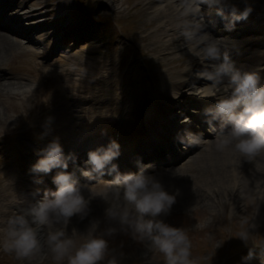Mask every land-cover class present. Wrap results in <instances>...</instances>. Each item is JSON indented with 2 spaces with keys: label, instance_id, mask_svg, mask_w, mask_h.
I'll list each match as a JSON object with an SVG mask.
<instances>
[{
  "label": "rangeland",
  "instance_id": "1",
  "mask_svg": "<svg viewBox=\"0 0 264 264\" xmlns=\"http://www.w3.org/2000/svg\"><path fill=\"white\" fill-rule=\"evenodd\" d=\"M21 1H23L21 9L20 7L14 9L11 7L6 10V13L0 11V34L3 36L7 34L6 36L18 42L21 49L25 50L23 55H16V59H13L14 55L11 54L1 60L3 69L0 70V182L4 179V171H7L10 165L19 168L18 181L24 182L21 167L16 165L17 159L24 161L20 154L23 148L33 149V142L38 135L41 136L42 125L47 118L54 119L52 127L65 125L75 132L74 136L88 130L87 123L94 116H98L97 107H95L97 104H95L96 102H86V99L81 103H75L73 100L77 85H82L87 79L97 76L100 79L115 80L122 76V69H125L127 73L131 72L128 74L129 80L132 81L133 76L138 77L141 84L150 91L147 93L150 100H154V98L161 100L159 93L163 92L161 87L166 81L182 79L172 77L173 72L177 71L180 73L186 70V73H190V76L184 78H191L194 83L192 91L200 94L211 87L197 66H190L191 69H186L189 67L187 61L193 52V45H190L181 54L171 52L168 48L160 49V37L157 35V31L160 29L156 28L161 26L165 17L160 20L156 17L155 12L157 9L163 8L166 5L165 2L80 0L78 6H75L77 2L75 0H3V3L6 5L12 2L18 5ZM232 2L239 6H249L253 0H232ZM194 3L195 0L182 2L184 6L191 5V8L200 7ZM28 7L33 13L43 14V22L35 34L36 37L42 39L40 45L33 41H27L24 36L10 33L8 29L1 27L7 14L20 13L27 10ZM90 7H93V16L90 18L80 17L82 11L87 12ZM47 9L48 11H46ZM74 11L78 15L74 14ZM203 13V10L198 8L194 14L190 24H194L198 30L190 35L199 37L204 29V31H208V36L210 34L205 40L210 38L216 40L217 37L214 35L216 32L208 30L211 22L204 19ZM105 18H108L107 22L109 21L104 25L107 36L97 33V31L90 33L92 28L90 21L95 19L103 21ZM111 21L113 27L110 24ZM28 23L24 22V25ZM262 27L263 25L260 23L253 22L249 24L243 34L238 33L239 36L248 35L242 38L249 40L246 42V48L250 45V40L259 41L260 38L254 37H264V34L261 33ZM215 30L219 31L218 28ZM33 32L28 31L27 33L33 36ZM111 34L112 37H110ZM53 37L56 41L61 39V45L53 49V52L46 57L35 55L39 50L46 51L51 43L53 45L55 42L51 40ZM216 41L223 44V41ZM202 47L203 43L197 49ZM252 48V46L248 48V55L256 54L257 49L264 53V41L258 43L256 49ZM112 57L116 62L118 61V64H115L114 60L111 64ZM235 63L238 64H236L238 67L243 64V60H238ZM212 64L214 63H210V65ZM112 66L113 69H110ZM115 69H117L116 75ZM72 83L73 87L69 88V84ZM6 85L11 88H5ZM27 86L28 88L23 91V88ZM154 87L155 89H153ZM189 96V94L181 95L179 103L184 105L183 110H190L187 102L192 103V100L189 99ZM6 101L11 105L7 106ZM89 107H93L94 110H89ZM89 113L92 115L88 116ZM93 131H98V128ZM82 141L87 142L88 140L82 138L80 143ZM204 149L205 147L197 148L188 158L176 163L177 166L168 164L164 168L149 172L153 175L163 172L157 175V179L166 191L176 196L178 187L183 188L189 176L191 177L205 168L209 159L202 158ZM242 161L243 158L240 163ZM263 173L264 170L259 174L255 173L253 182L250 184H240L234 195H229L233 185L228 188L226 184L225 189L211 186L210 190H205L207 200L194 201L187 193H184L180 200L176 197L170 214L162 219L174 227H181L187 231L191 241V257H193L191 260L194 262L197 255H202V259H199L195 264L259 263L257 249L251 251V256L247 253H245L246 255L231 253L229 249H235L237 242L251 241L253 243L256 237L261 240L264 236V192L260 191V187L264 183ZM87 186L96 193L103 187H95V190L91 186ZM114 187L118 189L117 186ZM42 196L43 194L39 197ZM95 197L102 198L99 193L94 194V201L92 200L89 205L92 217L88 232L71 231L68 238L74 240L77 246L90 238L103 237L107 239L109 252L104 264H108V261L112 260L115 261V264H165L164 256L158 251H150L147 241L138 242L133 239L130 232L121 230L118 223L109 221L105 217V209L109 206L118 208L116 205L102 202V199ZM20 209L22 211L23 208L20 207ZM64 228L62 227V231L65 230ZM108 228H115L116 232L109 236L106 234ZM241 234H246V240L239 238ZM2 239L3 234L0 233V241ZM220 245H223V248L219 249ZM205 248L207 250L204 251ZM44 249L37 256L24 260L0 249V264H57L52 252Z\"/></svg>",
  "mask_w": 264,
  "mask_h": 264
},
{
  "label": "clouds",
  "instance_id": "2",
  "mask_svg": "<svg viewBox=\"0 0 264 264\" xmlns=\"http://www.w3.org/2000/svg\"><path fill=\"white\" fill-rule=\"evenodd\" d=\"M196 3L215 7L216 14L227 21V30H232L238 21L247 19L252 11L250 6L240 11L231 0H196ZM201 43L203 47L195 54L204 61L218 62L201 75L213 87H222L225 93L204 110L208 118L205 123L216 138V149L253 160L264 153V86L260 84L259 71L238 69L228 52L222 50L221 44L214 39ZM53 123L52 117L46 119L41 139L51 134ZM178 141L184 147L201 142L200 137L191 132L178 136ZM37 154L40 158L30 171L49 174L60 169L52 178L56 190H45L43 199L30 204L23 214L10 218L0 228L3 234L0 249L24 260L37 256L46 244L57 264H65V261L66 264H104L109 244L103 237L86 239L78 246L64 231L43 237V229L52 223L67 226L73 217L83 220L90 212V200L82 193L75 174L68 171L70 162L75 163L77 157L72 153L65 154L58 138L51 140ZM119 156L120 145L111 140L107 145L90 150L85 161L89 167L81 170L85 180H93L97 175L113 176L110 183L122 190L123 201L131 206H109L105 209V217L118 223L121 230L130 232L138 242L147 241L150 251H158L164 256L165 264H193L187 231L162 219L170 214L176 196L166 191L156 176L150 174L149 170L155 167L150 163L138 160V172L121 173L118 165L113 163ZM115 232V228L106 230L109 236ZM239 238L246 240V234ZM108 264H115V261H108Z\"/></svg>",
  "mask_w": 264,
  "mask_h": 264
},
{
  "label": "bare ground",
  "instance_id": "3",
  "mask_svg": "<svg viewBox=\"0 0 264 264\" xmlns=\"http://www.w3.org/2000/svg\"><path fill=\"white\" fill-rule=\"evenodd\" d=\"M2 0H0L1 2ZM152 2H165L166 5L161 8L157 9L155 12L157 14V18H164L165 20L162 21L161 26H158L157 28H160L161 30L157 31V35L160 37L161 35L164 36V39H161L160 41V48H168L172 52L180 53L182 50L186 49L190 45H193L194 43L201 42L205 40V38L208 37V31L202 30L201 35L199 37L195 36H189V34L195 33L198 28L194 24H190L191 20L194 18V14L197 12L198 7L191 8L189 5L184 6L182 2L184 0H151ZM193 0H191L192 2ZM232 1V0H231ZM196 3V0H195ZM3 3H1L2 5ZM182 5V6H181ZM20 9L23 7V2H20L18 4ZM196 6H200L203 11H208L206 13L214 15L216 14V8L215 7H209L207 4H197ZM258 7V4L255 3L251 9H254ZM23 10V9H22ZM36 13L31 12L28 10H23V12L20 13H13L12 17L7 18L8 21L4 24V27H7L8 30L10 29L13 32L19 33L20 35L24 36L27 41H34L37 43V45H40L38 38L30 36L27 32L32 31L36 28V25L39 26V24H36V20L38 17L35 15ZM161 16V17H160ZM217 16V15H216ZM215 16V18H216ZM10 19V20H9ZM15 20L17 21H26L29 22L25 27L22 26H15L12 25V23H15ZM246 23H240L239 25H235L234 29H238V27H245ZM156 28V29H157ZM246 29V27H245ZM158 30V29H157ZM220 33L215 34L217 39L221 40L222 36L224 39H231V32H228L229 30L226 29V27H221ZM239 30L236 31V34H238ZM235 34V35H236ZM5 36L0 34V70L3 69V63L2 59L7 57L8 55L13 54V59H16V55H23L25 50L21 49V45L18 42H15L11 40L8 36ZM188 35V36H187ZM237 41V39H233ZM246 41L237 42L236 44L229 46V47H223L222 50H225L228 52L229 56L232 57V55H235V60H243V64L240 66H236L237 63H235V66L240 69L241 71H251V70H258V66H261L264 64V53H262L261 50L257 49L255 52L256 54L248 55L247 51L242 50L240 52L239 49H241V45L246 43ZM58 44V43H57ZM56 45H53L50 50H53V47ZM199 51V50H198ZM197 50L192 53L194 55L193 57H198L195 53L198 52ZM258 53V54H257ZM34 54V53H33ZM35 55L45 57L47 55L46 52H43L39 50ZM200 58V57H198ZM201 59V58H200ZM263 62V63H262ZM201 66H205V61L201 59L200 62ZM238 65V64H237ZM37 74V73H36ZM260 81H262L260 79ZM112 83V81H110ZM89 81H85L82 85H77V88L75 89L76 93L82 92L84 93L86 91V86L89 85ZM73 83L69 84V88L73 87ZM5 88H11L10 86L6 85ZM184 87L186 89H189L192 87V85L188 82L184 84ZM194 87V86H193ZM27 87L23 88V91L27 89ZM174 87H169L166 85L167 90H172ZM102 92L107 90L106 87L102 86L101 88ZM223 90L222 87H215L211 88L208 91H204V100L207 103H215L211 101L210 99H207L206 97L209 96V94H217ZM29 91V90H26ZM170 93V100L173 103V97L175 94ZM209 93V94H207ZM202 94V93H201ZM224 96V91L220 95V97ZM84 98L83 95L77 94V96L74 98L75 101H79V99ZM127 98V94H125V99ZM147 99V98H146ZM99 100V99H98ZM148 100V99H147ZM6 105H11L7 101ZM115 104L113 103L111 107L109 108V111H115ZM101 109V107H100ZM106 109V108H104ZM143 109V106H142ZM100 111V110H99ZM169 112V110H168ZM143 113V112H142ZM155 118H159L161 120H167L168 123H171V120L167 115L163 113V115L160 112L154 113ZM55 115V114H53ZM125 117V116H124ZM124 117L121 119L123 120ZM172 118H175L172 117ZM129 119V116L126 115V120ZM150 120V119H149ZM155 120V119H154ZM93 121V120H92ZM120 120L115 122V125H118V122ZM179 126V125H178ZM141 125L129 128L128 132L133 133V130L135 128L139 129ZM175 130L177 128L176 126H172ZM124 126L115 127V130H117L119 133H121L124 130ZM148 130V129H147ZM149 131V130H148ZM101 133V132H99ZM150 134H153L154 132H148ZM75 132L71 131L69 128H67L65 125L61 126H53L52 132L48 137L46 138V142L49 143L53 139H59V142L63 146L64 150L68 153H72V149L74 147V144L76 142L74 137ZM105 134L109 135L108 137H111V132H105ZM113 134V133H112ZM124 134V133H123ZM99 134L98 133H82L79 135V143L80 140L83 138L86 141H82L80 144L82 146L83 154H87L90 150H94L101 145V138H96ZM156 135V133H155ZM175 139V138H174ZM176 141V139H175ZM140 142V141H139ZM138 142V143H139ZM137 143V145H138ZM105 144V143H103ZM107 145V144H106ZM187 150V149H186ZM204 153L202 154V158H208V162L205 165V168L201 170L199 173L189 176L186 180V184L183 185V188L178 187L176 197L177 199L183 198V194L187 193L189 196L191 195V198L194 201H202L207 200V195L205 194V190H210L211 186H217L221 189H225V185H228V188H231L232 185H235L237 181H239L240 184H250L253 181V177L255 173H258L262 170H264V160L259 161L257 158L253 159L251 162H249L247 159L243 158L242 163H240L241 158L238 154L232 153V152H219L216 149V140L214 142H211L206 146V148L203 150ZM143 150L140 151L142 153ZM26 154L31 153L35 156L32 157L33 164L37 162V160L40 158L38 154L26 151ZM131 155H135V151L131 150ZM201 158V159H202ZM17 167H21V173L23 174L22 180L24 182L18 181V178L20 177L19 168H15L13 165H10L7 171H4V181L0 183V228H3L7 221L16 216L23 214L27 208L30 206V204L36 203L38 200H41L42 198L39 197V194H44L45 190L49 189V182L47 179V176L42 173H32L30 171L32 165H27L23 161L18 160L16 163ZM242 167H245L247 169L245 172H242ZM163 173V172H161ZM158 173L157 175L161 174ZM31 174V175H30ZM157 175L156 178H157ZM241 175V176H240ZM264 175V173H263ZM240 176V177H239ZM39 181V182H38ZM227 188V187H226ZM95 189V188H93ZM232 189V188H231ZM96 190V189H95ZM183 190V191H182ZM99 191V192H98ZM97 193H99L102 198H96V199H102V202H109L116 205L118 208L122 207H128L131 208L130 205H126L125 202L122 199V193L119 189H103L98 190ZM260 191L264 192V186L260 187ZM82 193L84 194L85 198L90 200V203H92V200L94 201V194H97L92 189L85 188ZM185 197V196H184ZM22 207V211L20 209ZM96 212V211H95ZM94 213V211H93ZM91 210L89 214L81 220L79 217H73L70 224L67 225V230L65 229L64 232H66V236L70 235L72 232H79V233H86L89 230L90 227V220H91ZM95 216V215H94ZM93 216V217H94ZM63 224H60V227H58L57 223H52L46 228L43 229V237H47L49 233L54 232H60L62 231ZM76 231H73V230ZM45 251L51 252V250L47 247L45 244L44 246Z\"/></svg>",
  "mask_w": 264,
  "mask_h": 264
}]
</instances>
